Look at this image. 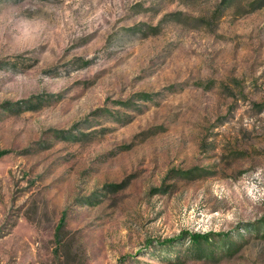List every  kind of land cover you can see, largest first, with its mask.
I'll return each instance as SVG.
<instances>
[{"label": "rangeland", "instance_id": "1", "mask_svg": "<svg viewBox=\"0 0 264 264\" xmlns=\"http://www.w3.org/2000/svg\"><path fill=\"white\" fill-rule=\"evenodd\" d=\"M1 151L0 264H264V0H0Z\"/></svg>", "mask_w": 264, "mask_h": 264}, {"label": "trees", "instance_id": "2", "mask_svg": "<svg viewBox=\"0 0 264 264\" xmlns=\"http://www.w3.org/2000/svg\"><path fill=\"white\" fill-rule=\"evenodd\" d=\"M5 152L4 151H1L0 152V157L4 154ZM64 217H65V212H63L61 214V217H60V220H59V224H58V230L61 229L62 225H63V221H64ZM207 236L206 234H200V233H193L191 235V238H193L194 240H198V239H201V238H204L207 240Z\"/></svg>", "mask_w": 264, "mask_h": 264}]
</instances>
